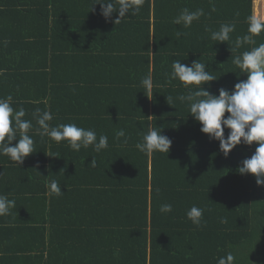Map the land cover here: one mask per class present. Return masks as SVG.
Listing matches in <instances>:
<instances>
[{
  "label": "trees",
  "instance_id": "1",
  "mask_svg": "<svg viewBox=\"0 0 264 264\" xmlns=\"http://www.w3.org/2000/svg\"><path fill=\"white\" fill-rule=\"evenodd\" d=\"M96 2L0 0V97L25 109L36 147L20 167L0 156V195L15 200L0 216V264H217L228 252L235 264H264V186L238 173L258 145L225 157L175 99L186 89L166 75L173 60L200 59L217 78L204 87L231 91L247 78L232 56L264 43V32L233 53L232 42L247 34L246 18L264 19L263 11L255 0H144L115 25L118 14L106 21ZM184 8L205 15L185 29L172 23ZM222 23L235 24L232 42L205 31ZM177 30L188 35L178 39ZM37 108L52 114V127L75 123L106 135L108 147L77 152L41 137ZM149 124L172 140L168 154L135 147ZM120 129L127 143L116 137ZM53 179L60 196L50 192ZM165 203L171 212L161 213ZM193 205L205 209L200 227L186 217Z\"/></svg>",
  "mask_w": 264,
  "mask_h": 264
},
{
  "label": "clouds",
  "instance_id": "2",
  "mask_svg": "<svg viewBox=\"0 0 264 264\" xmlns=\"http://www.w3.org/2000/svg\"><path fill=\"white\" fill-rule=\"evenodd\" d=\"M143 2L144 0H98L93 5H100V15L106 21L111 19L113 13H117L118 16L113 21L116 25L128 15H137ZM93 5L91 10H94ZM204 15L202 8L195 11L184 8L173 18L172 23L187 29ZM246 22L247 34L237 36L234 42L231 38L236 27L234 23H222L218 30L206 28L205 31L210 32L212 41L234 43V47L230 50L233 53L243 45H254V37L264 32V19L258 15H249ZM182 35L187 36L188 33L177 30V38ZM232 63L242 74H246L247 78L235 83L231 91L221 87L218 95L204 87L217 78L210 70L206 71L207 65L200 62V59L194 60L190 66L182 64L181 60H173L171 71L166 75L169 77V82L179 81L186 89V93L179 94L175 99L188 106L190 115L201 125L200 131L219 142V149L225 157L238 145L251 146L254 142L258 145L251 157L242 161L238 173L251 174L255 177L258 186H264V43L232 56ZM141 86L145 89V93L152 89L151 73L142 78ZM146 96L149 98L147 94ZM12 100L11 95L0 97V156H7L15 166L20 167L27 157L36 153V147L33 137L29 134L33 129L32 121L24 119L26 111L23 107L18 110L13 108ZM166 100L171 106L173 97L166 96ZM225 113L228 114L227 117ZM33 117L39 126L36 132L41 137L47 136L56 143L66 142L73 151L78 152L81 148L87 149L91 146L99 153L108 147V137L106 135L97 137L93 129L79 127L75 123L50 126L49 121L53 117L49 111L41 113L37 108ZM225 129L229 130L227 136ZM116 137H124V143H127L124 129L118 130ZM13 141L17 142L13 144ZM171 145L172 140L162 134L161 127H153L149 124L147 131L142 133L141 141L135 147L140 152L151 155L154 152L168 154ZM46 154L59 157L58 154ZM90 164L95 167V158ZM49 187L52 194L56 196L63 194L58 181L51 180ZM13 208H15V200L0 195V216L10 214ZM172 210V205L168 203L160 207L161 213H169ZM204 211L205 209L193 205L187 210L186 217L200 227ZM235 260V254L228 252L218 259L217 264H235Z\"/></svg>",
  "mask_w": 264,
  "mask_h": 264
},
{
  "label": "rangeland",
  "instance_id": "3",
  "mask_svg": "<svg viewBox=\"0 0 264 264\" xmlns=\"http://www.w3.org/2000/svg\"><path fill=\"white\" fill-rule=\"evenodd\" d=\"M255 6H256V8H258L259 10H262L263 12L262 13H264V2H259V0H255Z\"/></svg>",
  "mask_w": 264,
  "mask_h": 264
},
{
  "label": "crops",
  "instance_id": "4",
  "mask_svg": "<svg viewBox=\"0 0 264 264\" xmlns=\"http://www.w3.org/2000/svg\"><path fill=\"white\" fill-rule=\"evenodd\" d=\"M3 244H4V241H1V242H0V247H1V245H3Z\"/></svg>",
  "mask_w": 264,
  "mask_h": 264
}]
</instances>
